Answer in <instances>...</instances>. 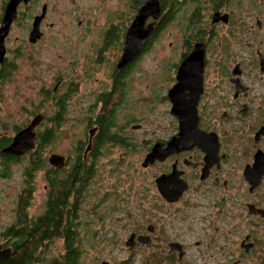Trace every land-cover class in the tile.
I'll return each mask as SVG.
<instances>
[{
  "label": "flooded vegetation",
  "instance_id": "obj_1",
  "mask_svg": "<svg viewBox=\"0 0 264 264\" xmlns=\"http://www.w3.org/2000/svg\"><path fill=\"white\" fill-rule=\"evenodd\" d=\"M131 1L127 23L116 31L110 25L104 33L103 45L116 47L120 55L110 73L111 85L93 94L90 110L95 107L96 112L88 119L85 131L86 120L77 138L76 153L80 151V156L72 166L77 165L81 171L89 167L92 179L97 161L112 146L123 148L122 155L138 153L141 157L138 191L121 204L127 260L136 254L141 256L136 264H264V0H172L165 4L158 0L156 19L147 16L144 21V26L153 21L151 29L130 59L116 68L127 27L140 2ZM34 7L36 0H21L13 21L19 10ZM180 9L185 14L180 48L172 60V73H167L170 84L160 95L169 105L170 124L161 135L137 139L131 129H141L142 125L132 123L130 116L117 118L127 103L129 68ZM47 12L48 4L43 2L39 12L28 17L29 43L35 44L43 36ZM32 30L35 36L30 37ZM5 57L4 53L3 60ZM179 72L189 79L181 89V99L193 104V125L185 137L180 136L179 121L170 112L168 99V89L177 84ZM59 84L58 78L51 90L44 91L48 99L56 96ZM68 92L72 94V90ZM64 103L62 98L55 102L57 115L48 118L49 127L38 130L47 118L42 113L43 119L34 127V147L29 151L36 147L41 131L52 129L55 133L61 123L59 117L63 119ZM107 113L106 125L101 124ZM115 121L122 122L119 130ZM21 128L6 136V142H0V153ZM54 156L62 157L60 166L50 161ZM67 157L55 152L47 157L46 179H60L56 173L66 167ZM86 184L69 185L68 204L75 205V225L70 233L75 236L76 247L77 214L83 200L79 196L89 191ZM50 186L49 182L45 186L44 210L52 196ZM119 204L117 200L98 201L105 211ZM137 218L141 220L131 221ZM128 220L131 225H127ZM46 247L40 249L41 253Z\"/></svg>",
  "mask_w": 264,
  "mask_h": 264
},
{
  "label": "rangeland",
  "instance_id": "obj_2",
  "mask_svg": "<svg viewBox=\"0 0 264 264\" xmlns=\"http://www.w3.org/2000/svg\"><path fill=\"white\" fill-rule=\"evenodd\" d=\"M6 2L0 0V18ZM43 2L48 4L47 16L42 24L43 36L31 44L27 41L28 17L39 12ZM130 2L36 0V7L19 10V16L10 25L4 40V76L0 79V136L10 137L17 127H23L37 112L47 116L38 127V130H43L49 127L48 118L57 115L55 102L62 98L65 106L54 139L39 152L42 164L30 170L29 175H26L30 164L28 153L10 162L0 159V243L8 244L3 231L15 222L17 202L26 187L30 189L27 216L33 218L43 213L47 194L45 186L48 184L47 157L53 152L68 156L66 167L56 173V177L63 178L80 156V151L76 153V142L86 120L96 112L95 107L90 110L93 94L111 85L110 73L120 55L116 47L103 45V36L110 25H114L112 27L116 31V27L121 29L127 23ZM176 12L129 68L127 103L119 110L117 118L130 116L132 123L142 125L141 129H131V135L137 139L161 135L170 124L169 105L163 103L160 95L170 84L167 73H172V60L180 48V26L185 14L184 9ZM58 78L57 94L48 99L44 91L51 90ZM68 90H72V94ZM115 123L119 130L122 122ZM89 124L88 120L85 131ZM123 151L118 146L107 149L95 165L94 177L86 182L89 191H85V196H79L83 200L79 203L76 223L78 264H136L141 257L132 254L130 260L126 259L127 250L123 246L127 234L125 218L120 219L123 216V200L131 199L138 191L137 172L141 168V157L138 153L122 155ZM53 187L50 186L51 194L53 190L56 192ZM99 199L117 200L120 204L105 211L106 208L98 205ZM139 220L131 221L135 223ZM131 224L128 220L127 225ZM61 247V238L51 241L42 253V264H47L53 255L62 251Z\"/></svg>",
  "mask_w": 264,
  "mask_h": 264
},
{
  "label": "trees",
  "instance_id": "obj_3",
  "mask_svg": "<svg viewBox=\"0 0 264 264\" xmlns=\"http://www.w3.org/2000/svg\"><path fill=\"white\" fill-rule=\"evenodd\" d=\"M172 0H162L163 4L171 3ZM111 31V30H110ZM6 59L0 63V79L4 74L3 66ZM110 114L107 113L101 119V124L106 125ZM57 119V118H56ZM36 147L28 152L30 158V164L27 167V174L30 170H34L42 163V157L39 156L40 150L49 144L54 139V131L52 129H46L41 131L37 135ZM7 141V137H1L0 142ZM20 157L13 155H6L0 153V159L2 161H13ZM68 170L67 174L60 179L47 178V181L51 186H55L52 189H56V192L52 191L50 195V201L46 203V207L43 213L37 217H29L26 214L28 207V201L30 198V189L26 187L22 190V196L17 202V218L15 222L7 226L3 231L5 239H8L10 248V254L0 260V264H42L43 254L40 249L46 247V240L48 243L62 237V247L57 255H53L47 262V264H78L79 262V250L73 243L76 241L75 236L70 232L71 227L75 225L73 216L74 206L68 204V196L70 195V184L86 183L90 178V168H84L83 171L77 169L76 166ZM73 199H76V195H73ZM64 215V217H63ZM5 245V243H3Z\"/></svg>",
  "mask_w": 264,
  "mask_h": 264
},
{
  "label": "water",
  "instance_id": "obj_4",
  "mask_svg": "<svg viewBox=\"0 0 264 264\" xmlns=\"http://www.w3.org/2000/svg\"><path fill=\"white\" fill-rule=\"evenodd\" d=\"M20 1L21 0H7L2 17L0 19V62L3 60L5 53L4 39L8 33L11 22L16 16V7ZM23 1L26 2L27 0ZM158 12V0H140L136 12L133 16V19L127 27L122 47V54L115 63L116 68H120L128 59H130V57L136 52L142 39H144L148 31L151 29L153 21L149 22L146 26H144V21L146 17L151 16L154 20L156 19ZM40 18L41 14L39 16H36L34 27L36 26V23L39 21ZM31 36H35V30L31 31L30 37ZM30 40L33 39L30 38ZM187 59L188 56L185 57L182 63ZM177 80V84H175L174 86L172 85L168 89V99L171 102L170 112L179 121L180 136L185 137V135L188 133V131L193 125L191 122L193 104L190 105L187 103V101H183L181 99V89L187 85L189 79L187 77H184L183 73L179 72ZM43 117L44 115L42 113L34 114L28 124L19 129L13 135L10 143L7 146L3 147L1 149V152L4 154L21 155L26 151L32 149L34 147V127L43 119ZM151 155L153 154H150L149 156ZM50 161L53 163L57 162L56 166H60L62 162V157L54 156L50 158ZM9 254L10 248L1 247L0 245V260L7 257Z\"/></svg>",
  "mask_w": 264,
  "mask_h": 264
}]
</instances>
